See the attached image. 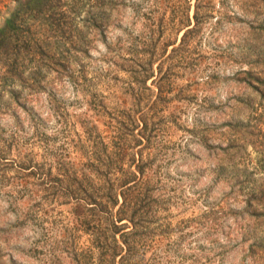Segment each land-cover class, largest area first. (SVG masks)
I'll use <instances>...</instances> for the list:
<instances>
[{
    "label": "rangeland",
    "instance_id": "obj_1",
    "mask_svg": "<svg viewBox=\"0 0 264 264\" xmlns=\"http://www.w3.org/2000/svg\"><path fill=\"white\" fill-rule=\"evenodd\" d=\"M21 1L0 0V23ZM200 1L201 26L186 33L194 0L190 25L178 30L166 25L177 24V15L171 17L176 0H123L113 23L89 36L87 55L72 65L74 82L64 77L53 96L37 98L35 121L12 124L0 113V264H84L79 253L87 235L71 204L52 202L47 214L28 211L33 220L17 225L25 204L18 198L11 211L5 194L21 188L17 166L37 161L41 146L72 150L77 135L84 141L81 120L103 128L108 118L89 108L92 96L103 97L109 111L135 110L151 137L141 151L143 181L162 209L147 218L141 264H264V197L255 187L264 173L246 174L253 166L264 170V124L253 118L261 111L236 110L228 98L235 69L225 60L227 21L219 19V0ZM231 11L241 15L236 6ZM217 19L222 24L215 31ZM163 23L168 29L160 31ZM148 24L152 33L143 29ZM185 34L187 47L179 48ZM230 141L245 147L238 154L225 150Z\"/></svg>",
    "mask_w": 264,
    "mask_h": 264
},
{
    "label": "trees",
    "instance_id": "obj_2",
    "mask_svg": "<svg viewBox=\"0 0 264 264\" xmlns=\"http://www.w3.org/2000/svg\"><path fill=\"white\" fill-rule=\"evenodd\" d=\"M122 2L22 0L17 3L0 23V113L12 124L18 125L24 119L35 121L37 98L43 94L53 96L58 89L56 83H61L64 77L74 82L72 65L77 64L79 56L87 55L92 41L88 40L89 36L108 28L110 19L117 17L125 5ZM190 4L191 0H176L171 4V17L177 15V24L171 19L166 23L169 29L190 25L187 14ZM234 6L241 10V15L234 11L227 13L228 7L234 9ZM200 8L201 1L194 0L193 24L186 28V33L200 28L201 17L197 13ZM219 8L222 10H218L219 19L227 21L224 39L230 56L225 55V60L235 69L229 78L232 92L228 98L235 101L236 110L248 113L260 110L253 118L257 125L264 124V0H219ZM219 19L215 31L222 24ZM168 28L164 23L159 26L160 31ZM143 29L153 32L150 24ZM185 36H181L179 48L187 47ZM147 71L144 69L143 73L147 75ZM88 106L96 115L108 118L103 128L99 130L93 123L81 120L84 141L77 135L72 150L69 144L64 148L41 146L42 154L37 161H21L16 178L21 188L5 194L9 199L7 209L16 210L18 198L23 199L25 207L19 209L17 216L20 225L33 220L31 211L47 214L52 210V202L71 204L78 227L87 235L88 244L79 253L84 264H90L94 255L96 264H141L147 218H157L162 209L158 204L160 199L152 193L154 188L144 187L143 181L141 151L150 144L151 137L145 135L144 118L131 108L109 111L101 96H92ZM66 125L71 132V125ZM223 127L233 125L226 123ZM228 147L238 154L245 144L230 141L224 149ZM261 172L264 173L263 168L253 166L246 174L252 177ZM255 187L264 197V180ZM21 192L24 194L19 197ZM250 211L255 218V209L252 207Z\"/></svg>",
    "mask_w": 264,
    "mask_h": 264
}]
</instances>
